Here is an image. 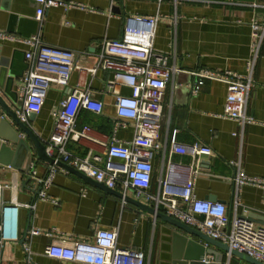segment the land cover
Masks as SVG:
<instances>
[{
  "label": "crops",
  "instance_id": "0c3cea01",
  "mask_svg": "<svg viewBox=\"0 0 264 264\" xmlns=\"http://www.w3.org/2000/svg\"><path fill=\"white\" fill-rule=\"evenodd\" d=\"M66 1L80 3L84 8L51 7L38 20L35 0H0V29L23 37L40 34L45 44L72 50L79 63L91 66L98 59L104 38L121 37L128 16L159 13L154 46L159 51L170 53L168 64L178 71L168 83L163 98L160 147L152 160L151 193H158L170 162L179 164L185 178L198 171L195 192L199 198L223 202L227 205L228 214L233 215L236 169L231 161L240 158L249 176L264 179V43L247 104L248 114L254 117L255 122L246 125L242 135L234 134L242 132L237 121L219 116L224 109L227 85L206 80L198 93H194L197 77L193 72L202 69L245 71L251 56L250 22L252 19L264 21V0ZM28 49L19 42L0 40V60L10 65L13 74L20 75L27 68L25 53ZM112 78V70L99 69L94 75L87 71H73L66 87L51 86L43 108L29 121L30 126L46 141L54 129L52 113L61 99L77 87L89 90L94 100L103 102V110L101 113L91 109L80 110L77 127L81 129L89 125L91 129L88 137L79 141L69 140L67 149L80 157L93 151L105 158L106 144L112 138L125 142L135 134L133 120H126L125 125H116L115 97L109 85ZM19 85L20 79L16 81L15 88ZM121 92L128 95L131 90L122 85ZM176 129L179 143L190 145L200 141L209 145L213 153L198 157L189 153H172L170 141ZM33 161L37 162L38 175L45 176L48 170L46 162L36 158ZM17 163L21 167L24 158L20 157ZM28 177L26 171L11 165L0 166V183L12 180L17 183L15 191L3 189V200L10 201L15 197L19 202L35 204L34 209L20 208L19 240L0 245L2 264H87L51 257L45 252L46 248L60 243L61 237L90 240L99 229H117L118 245L143 251L145 264L175 263V227L162 218L142 210L134 202L104 191L69 170L57 173L47 190L56 202L39 199V190L33 180L24 186ZM115 189L147 202L137 195L133 187L126 189L118 184ZM239 200V212L247 207L250 209L249 217L256 225H264V187L244 185ZM149 205L155 207V201H150ZM33 228L40 229L41 233L31 236ZM24 241L30 244V255L23 248ZM210 248L214 251V254L206 256L210 263L254 264L238 255L229 256L228 251L218 246Z\"/></svg>",
  "mask_w": 264,
  "mask_h": 264
},
{
  "label": "built area",
  "instance_id": "2783aa9c",
  "mask_svg": "<svg viewBox=\"0 0 264 264\" xmlns=\"http://www.w3.org/2000/svg\"><path fill=\"white\" fill-rule=\"evenodd\" d=\"M38 4L36 18L41 20L51 7L65 9L84 8V5L66 0H35ZM160 14L128 16L120 38H104L97 61L91 66L77 61L74 51L52 47L44 43L40 34L23 37L0 29V40L19 42L29 47L25 53L27 68L20 78L17 88L23 99V109L19 117L27 121L31 113H39L45 103L48 90L53 84L66 87L73 71H87L92 75L99 69L112 70L113 78L109 85L115 97L117 126L125 125L126 120L135 123L134 137L125 142L112 138L106 144V157L93 151L84 157L77 156L67 149L69 140L79 141L88 137L89 125L81 129L77 127V117L81 109H91L101 113L102 101H96L89 90L75 88L69 95L61 99L59 106L52 113L54 129L50 137L44 141L46 153L54 159L46 162L48 170L45 176L38 175L36 163L32 161L27 175L38 188L41 200H52L48 188L60 171H67L57 164L62 161L83 172L110 188L118 184L126 189L133 187L137 195L145 201H155V208L167 215L184 222L210 237L227 243L231 250H237L250 257L264 262V225H256L249 217L250 209L243 207L239 195L246 184L264 187V179L249 176L242 167L241 159L231 161L236 169L233 178V194L235 210L228 214L227 205L201 199L196 195L195 186L198 171L185 178L179 164L171 163L167 174L160 181L158 193H151L153 180V158L160 147L159 136L163 113V98L168 83L177 73L175 66L168 64L169 52L159 51L154 46ZM251 56L247 60L243 73L236 71H215L202 69L194 71L197 81L193 86L198 93L206 80L224 82L227 95L221 117L237 121L242 135L248 124L255 122L248 114V98L255 84V68L264 43V21L252 19ZM128 86L130 94H123L121 86ZM3 117L0 109V119ZM177 132L171 135L170 149L172 153H189L193 157L212 154L213 149L200 141L185 145L177 141ZM17 189V183H0V245L7 241L19 240L20 208L34 209L35 204L19 202L14 197L4 201L2 191ZM82 195H85V190ZM41 230L33 228L30 235H38ZM117 229H99L90 240H71L61 237L60 243L47 246L46 253L54 258L77 261L87 264H145V253L141 250L121 247L117 242ZM28 255L31 253L28 241L23 242ZM229 256H231V252ZM30 257V256H29ZM0 264L2 257L0 256Z\"/></svg>",
  "mask_w": 264,
  "mask_h": 264
},
{
  "label": "water",
  "instance_id": "95a60500",
  "mask_svg": "<svg viewBox=\"0 0 264 264\" xmlns=\"http://www.w3.org/2000/svg\"><path fill=\"white\" fill-rule=\"evenodd\" d=\"M114 8L120 10L118 6ZM25 70L20 75H15L11 72L10 65L4 62L3 59L0 60V109L3 115L0 119V166L11 165L21 171L28 172L34 158L38 161H45L51 164L54 162V159L47 155L45 142L29 124V121L34 119L35 113H31L27 121H23L19 117V112L23 109L24 101L20 98L15 88V83L23 76ZM20 157L24 158V163L21 167H18L17 161ZM57 164L81 177L83 180L98 185L106 192L115 194L126 201L134 202L142 210L149 211L173 225L175 227L173 233L174 264H218L210 263L206 257L207 255L214 254L210 246H218L254 264H264V262L256 260L245 253L231 250L227 243L216 240L202 231L167 215L163 211L150 206L149 202L145 203L142 200L124 195L117 189L110 188L105 183L94 180L62 161H58ZM30 180L31 178L28 177L23 185L26 186ZM141 199L144 198L142 197ZM217 262H221V259H217Z\"/></svg>",
  "mask_w": 264,
  "mask_h": 264
}]
</instances>
